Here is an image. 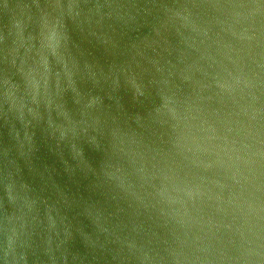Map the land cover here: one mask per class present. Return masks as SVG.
<instances>
[{"label":"water","instance_id":"1","mask_svg":"<svg viewBox=\"0 0 264 264\" xmlns=\"http://www.w3.org/2000/svg\"><path fill=\"white\" fill-rule=\"evenodd\" d=\"M0 264H264V0H0Z\"/></svg>","mask_w":264,"mask_h":264}]
</instances>
